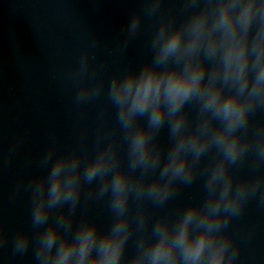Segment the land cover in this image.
<instances>
[{
	"label": "clouds",
	"instance_id": "clouds-1",
	"mask_svg": "<svg viewBox=\"0 0 264 264\" xmlns=\"http://www.w3.org/2000/svg\"><path fill=\"white\" fill-rule=\"evenodd\" d=\"M140 2L118 47L124 55L144 18H157L151 56L106 82L86 49L68 71L74 103L104 97L114 123L106 130L101 113L94 151L86 133L62 152L52 139L41 171L18 180L12 198L29 194L30 226L9 239L0 220L8 264L29 252L33 264H236L231 224L250 201L264 207V0H179V22L166 0ZM198 179L202 199L152 220ZM97 202L112 217L105 229L83 211Z\"/></svg>",
	"mask_w": 264,
	"mask_h": 264
}]
</instances>
